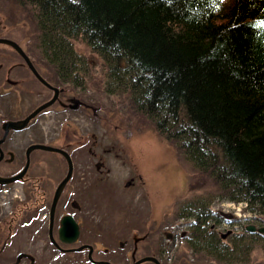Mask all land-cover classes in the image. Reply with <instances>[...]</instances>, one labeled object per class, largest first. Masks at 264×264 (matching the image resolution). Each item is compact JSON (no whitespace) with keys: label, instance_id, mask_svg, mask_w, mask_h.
<instances>
[{"label":"trees","instance_id":"16d2710c","mask_svg":"<svg viewBox=\"0 0 264 264\" xmlns=\"http://www.w3.org/2000/svg\"><path fill=\"white\" fill-rule=\"evenodd\" d=\"M6 1L34 25L25 52L48 81L83 86L81 40L103 59L107 92L129 97L217 191L182 206L185 251L161 264H243L264 250V234L219 232L228 220L210 210L218 199L264 212V0Z\"/></svg>","mask_w":264,"mask_h":264},{"label":"rangeland","instance_id":"374dc122","mask_svg":"<svg viewBox=\"0 0 264 264\" xmlns=\"http://www.w3.org/2000/svg\"><path fill=\"white\" fill-rule=\"evenodd\" d=\"M35 37L32 22H26L20 14H13L7 1L0 0V38L12 39L27 50L35 42ZM74 47L86 62L87 68L80 71L83 75V88L69 87L80 89L78 92L82 91L80 93H84L94 106L95 114L91 124L95 138L101 139L102 144H109L106 148H112L106 156V166L110 171H104L105 180L102 183L95 181L93 195L83 205L89 213L87 216H93L90 218L91 231L88 235L81 236L77 244L91 245L95 259H104L111 264H132L134 251L135 258L152 255L158 257L160 262L168 261L177 251H185L183 239L189 232L188 224L192 221L187 217L180 218L179 210L192 198L218 193L206 180L199 182L192 163L157 134L154 124L135 109L129 97L119 91L107 92V68L103 59L81 40ZM0 53L10 56L15 54L10 47L2 45ZM30 58L34 60L31 55ZM40 69L46 74L45 68ZM45 89L37 85L32 90L34 93L31 92L29 98L25 95V99L23 93H20L23 106L20 110L15 109V115L23 116L42 103L51 95ZM3 101H8V98ZM4 106L0 104V116L6 113L2 108ZM67 115L73 116L74 112ZM60 117L54 107L42 111L30 129L26 130L29 136L24 133L11 138L17 140L15 146L19 145L12 150L14 154L24 158L26 147L34 142H65L66 139L57 134V129H64L65 126V123L58 125ZM37 131H41V134H36ZM64 132L68 135V140L75 141L69 131ZM96 148L97 146L93 150H97ZM88 152L86 146L73 154L80 161ZM31 160L34 161L33 167L46 169L54 175L63 166L59 154L52 152L33 151ZM1 167L5 166H0V170H3ZM24 189L25 185L20 182L0 188V248L3 242H7L0 253V264L14 263L20 252L31 254L34 257L33 264H92L87 259L86 250L61 254L50 244L47 222L42 219L45 212L49 214V206L35 211L39 213L40 219L35 218L31 223L27 221L26 212L15 213L11 236L8 238L11 216L15 209H22L18 202H22L24 198ZM211 204L212 212L221 213L228 220L227 223L217 224L219 232L231 230L239 233L247 224L262 223L261 226H264V212L249 209L244 202L233 205L231 202L215 199ZM248 259L249 262L243 264H264L263 248L254 246ZM18 264L30 262L23 258Z\"/></svg>","mask_w":264,"mask_h":264},{"label":"flooded vegetation","instance_id":"af4514ba","mask_svg":"<svg viewBox=\"0 0 264 264\" xmlns=\"http://www.w3.org/2000/svg\"><path fill=\"white\" fill-rule=\"evenodd\" d=\"M0 58H2V61L0 62V104L5 105L2 108L5 109L6 112L5 114H3V116H0V139H1L4 135V130L2 127L3 122L17 121L23 119L26 115H28L37 107L36 106L35 108L31 109L28 113L24 114L23 116L15 115V109L20 110L23 106L19 97L20 93H23V98L25 99V95L28 97V95H30V93L35 90L37 85H41L43 88H46L51 92V95L43 100L45 102L50 98H52L54 92L53 90L49 89L47 86H45L40 82V80L31 72V70L28 68L26 63L16 52L11 56L10 54L0 53ZM30 59L33 63V59L32 58ZM33 65L35 66L34 63ZM35 68L43 79H45L52 86L57 87L59 89V93L56 101L47 109L54 107V109L58 111L61 115V117L58 119L59 121L58 125L65 123L64 129L62 128L57 129V134L60 135L61 137H64L66 139L65 142L58 143V142L50 141L48 143H43V144H47L63 149L68 153L72 161L71 175L61 192L54 214L52 234L54 240L56 241V244L51 242L50 238H49V242L61 254L82 252L83 250H86L87 259H88L89 249L87 247L81 251H65V250L76 248L81 245H88L86 243L77 244L81 236L88 235L91 231L89 230V228L91 227L90 218L93 216L92 214L89 217L87 216L89 213H87L86 207L83 205L84 202L86 200L89 201L91 196L93 195L92 187L95 181L96 183L97 182L102 183V180H105L104 171L105 172L110 171L108 166H106V161H107L106 156L108 155L109 151H112V148L111 149L106 148L109 146V144H102L101 139L95 138V135L93 133V126L91 124L94 118L92 116L95 114L94 113L95 108L91 103H89L88 101L89 99L85 97L84 93H80L82 91L78 92L80 89L83 88V86L82 87L75 86L76 89L80 88L79 90H76L75 88L70 89L64 86L61 87L55 85L47 80L46 74L43 72V70L37 68L36 66ZM11 75H13L14 77H11ZM31 82L33 85L31 84ZM4 98H8V101H3ZM71 111L74 112V115L69 117L67 114L70 113ZM37 116L31 119L29 123L26 126H24L22 129L18 131L10 129L8 131V134L6 135L4 141L1 143V149L4 155L2 160L0 161V166H5V167H1L3 170H0V176L3 177L12 176L18 173L25 165L26 149L24 152V158L15 155L12 150L16 149L17 146L19 145L15 146V144H17V140L11 138H17V134H24V133H26L27 136H29V133L26 130L30 129V127L34 124V121ZM35 128L34 131L36 132ZM65 129L69 131V133H71V136L73 138H75L74 142L72 140L67 139L68 135L66 136V132H64L66 131ZM39 130H40V126H39ZM63 132L64 134H62ZM38 133L41 134V131L40 132L37 131L36 134ZM34 143H42V142H34ZM86 146L88 147L89 150L88 154L80 158L81 159L80 161H77V157L73 153L80 150L81 147H86ZM95 146H97L96 148L97 150L95 149L93 150ZM39 151H43V150H39ZM31 153H30L29 167L23 179L16 181L23 183V185H25L24 194H23L24 198H22L23 203L22 202L20 203H22V206H24L25 209H27L26 211L27 214L25 216L27 217V221L30 223L35 218L40 219V217H38L39 213H35V211L41 210V206H44L43 208L49 206L50 208L54 191L58 186V184L65 178L68 169L67 161L61 154H59V157L61 162L63 163V166L62 169L56 175L52 174L51 171H48L46 169H40L38 166L33 167L35 165L33 163L34 161L32 162L31 160ZM31 165H32V169H31ZM6 185H0V188ZM15 213L16 212L14 211V214L11 216V220L9 223L10 225L8 227V231H9L8 238L11 236L12 222L16 218ZM66 215H71L74 221L78 225L79 236L77 241L74 243H63L60 241L58 237L60 221L62 217ZM42 219L45 222H47V234L49 237V225H50L49 214L45 212L43 214ZM6 243L7 242H3V245L0 248V253L3 251V248L5 247ZM134 250H136V247ZM23 253L26 252H20L19 254H23ZM93 254H94V248L92 252L93 260L106 261L104 259H95ZM18 255L15 258V262L11 264L16 263ZM23 258L28 259L30 262L29 258L22 257L21 259ZM21 259L16 264H18L21 261ZM88 261L91 262L92 264H95L89 259Z\"/></svg>","mask_w":264,"mask_h":264},{"label":"water","instance_id":"95a60500","mask_svg":"<svg viewBox=\"0 0 264 264\" xmlns=\"http://www.w3.org/2000/svg\"><path fill=\"white\" fill-rule=\"evenodd\" d=\"M0 45L8 46L11 49H13L23 59V61L28 66V68L40 80V82L42 84H44L45 86H47L49 89L53 90V92H54L52 98H50L49 100L38 105L32 112H30L28 115H26L23 119H20L17 121H5V122H3L2 127L4 130V135L0 139V161H1L3 158V155H4V153L1 149V143L4 141L6 135L8 134V131L10 129L16 130V131L22 129L24 126H26L29 123V121L31 119H33L35 116H37L39 113H41L45 109L49 108L56 101V99L58 97L59 89L57 87L52 86L50 83H48L45 79H43L40 76V74L37 72L35 66L33 65L30 57L25 52V50L22 48V46H20L15 41L8 39V38H0ZM34 150H43V151H47V152L58 153V154H61L67 161V166H68L67 174H66L65 178L56 187V189L54 191L53 199L51 202V206L49 208V223H50V225H49V238H50L51 242L56 244V241L54 240V237L52 234V225H53V221H54V214H55L58 199H59L61 192H62V190H63L66 182L68 181V179L71 175V172H72V161H71V158L68 155V153L61 148L54 147L51 145H47V144H43V143H32L26 148V162H25V165L23 166V168L18 173L14 174L12 176H8V177L0 176V185H6V184L14 183L16 181L23 179V177H24V175H25V173L29 167L30 153ZM246 230L248 232H255L256 231V232L264 234V226L256 227L255 225H248L246 227ZM78 236H79L78 225L74 221L73 217L71 215H66V216L62 217V219L60 221V227L58 230V237H59L60 241L63 243H74L77 241ZM86 247L89 249L88 259L90 261L94 262L95 264H111L108 261L93 260V258H92L93 247L91 245H81L79 247L68 249L65 251H81ZM134 255H135V251L132 253V264H142L145 262H152L154 264H161L160 260L155 256L147 255V256L140 257V258H135ZM22 257L29 258L30 263L33 264L34 257L32 255L26 254V253L19 254L17 257L16 263Z\"/></svg>","mask_w":264,"mask_h":264},{"label":"snow or ice","instance_id":"6c2138e0","mask_svg":"<svg viewBox=\"0 0 264 264\" xmlns=\"http://www.w3.org/2000/svg\"><path fill=\"white\" fill-rule=\"evenodd\" d=\"M206 2H210V3L214 4V5H219L220 3L223 2V0H206ZM252 26L253 27H257L256 24H253ZM260 30L264 31V20L260 21Z\"/></svg>","mask_w":264,"mask_h":264},{"label":"built area","instance_id":"2783aa9c","mask_svg":"<svg viewBox=\"0 0 264 264\" xmlns=\"http://www.w3.org/2000/svg\"><path fill=\"white\" fill-rule=\"evenodd\" d=\"M233 204V203H232ZM234 205V204H233Z\"/></svg>","mask_w":264,"mask_h":264}]
</instances>
